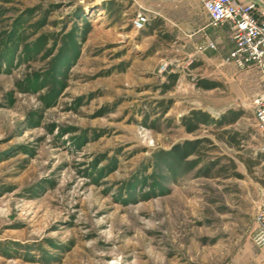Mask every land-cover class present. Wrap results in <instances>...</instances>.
Here are the masks:
<instances>
[{
  "label": "rangeland",
  "instance_id": "rangeland-1",
  "mask_svg": "<svg viewBox=\"0 0 264 264\" xmlns=\"http://www.w3.org/2000/svg\"><path fill=\"white\" fill-rule=\"evenodd\" d=\"M202 11L0 0V264H264L251 238L264 80L226 60L229 32ZM196 110L207 119L187 131ZM227 111L234 122H210ZM185 139L202 141L179 159Z\"/></svg>",
  "mask_w": 264,
  "mask_h": 264
},
{
  "label": "built area",
  "instance_id": "built-area-1",
  "mask_svg": "<svg viewBox=\"0 0 264 264\" xmlns=\"http://www.w3.org/2000/svg\"><path fill=\"white\" fill-rule=\"evenodd\" d=\"M206 15V26L215 29L225 27L229 32L231 47L226 60L238 68L257 69L264 80V0H198ZM148 22L143 11L135 13L132 25L142 29ZM214 47L213 43H209ZM254 125L260 139V152L264 164V86L251 99ZM252 241L264 257V201L253 213Z\"/></svg>",
  "mask_w": 264,
  "mask_h": 264
},
{
  "label": "trees",
  "instance_id": "trees-1",
  "mask_svg": "<svg viewBox=\"0 0 264 264\" xmlns=\"http://www.w3.org/2000/svg\"><path fill=\"white\" fill-rule=\"evenodd\" d=\"M169 79H170V84L169 85L163 84L162 91L168 89L169 88L168 86L173 84L175 80V76L172 75ZM196 84L198 86H201L202 88H212L215 86L214 81L211 80L198 81ZM206 116L207 115L204 112L200 110H196V111H192L191 116L189 117L182 116L180 121L187 131H193L196 128V123L206 121L207 119ZM237 117L238 114L235 113L234 111H227L225 113H222L217 119L215 120L209 119V120L210 122H213L215 125L222 127L234 122ZM203 140H207V139H203ZM200 141H202V139H192V140L185 139L179 143H174L173 145H171L170 151L172 154H174L175 157L179 159H184L187 156L191 154H195L197 152L196 148ZM231 142H234L236 144L233 135L228 139V143L230 144Z\"/></svg>",
  "mask_w": 264,
  "mask_h": 264
},
{
  "label": "crops",
  "instance_id": "crops-1",
  "mask_svg": "<svg viewBox=\"0 0 264 264\" xmlns=\"http://www.w3.org/2000/svg\"><path fill=\"white\" fill-rule=\"evenodd\" d=\"M240 1H246V0H240ZM202 12H203V11H202ZM203 16H204V21L207 22V19H206V15H205V13H204ZM205 24H206V23H205Z\"/></svg>",
  "mask_w": 264,
  "mask_h": 264
}]
</instances>
